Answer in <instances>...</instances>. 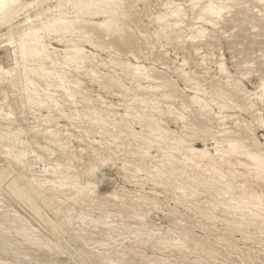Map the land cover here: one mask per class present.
<instances>
[{
  "label": "rangeland",
  "instance_id": "374dc122",
  "mask_svg": "<svg viewBox=\"0 0 264 264\" xmlns=\"http://www.w3.org/2000/svg\"><path fill=\"white\" fill-rule=\"evenodd\" d=\"M121 1L110 28L97 25L101 15L81 16L95 46L41 33L52 57L72 43L89 52L81 68L45 62L68 92L55 77H25L36 59L9 62L0 24V65L16 67L0 80V264H264V171L227 146L237 139L264 153V0H213L226 8L206 19L209 0ZM37 11L16 18L15 38ZM62 11L74 18L71 5ZM190 145L207 147L214 167L186 159ZM74 175L96 188L71 187ZM12 178L41 192L35 202L58 233L7 189ZM250 195L256 208L230 201Z\"/></svg>",
  "mask_w": 264,
  "mask_h": 264
},
{
  "label": "bare ground",
  "instance_id": "6f19581e",
  "mask_svg": "<svg viewBox=\"0 0 264 264\" xmlns=\"http://www.w3.org/2000/svg\"><path fill=\"white\" fill-rule=\"evenodd\" d=\"M51 0H0V24H6L8 29H7V33L9 34V38H8V42H5L6 45L4 46H12V51L10 55V53L8 54V52H6L7 50L4 49V51L2 52L4 56H7L10 61H13V64L18 65V62L21 60L22 63L24 61H27L29 59H36L38 62L36 63V65L34 67H30L27 68V66L24 64L23 66V70L25 73V77L28 74V70L38 76H42L45 77L46 79L48 78H53L55 77V79L62 83H66V81L63 79V77L61 76H57L55 75V72L51 69H47V67H45V62L49 61L50 62V66H52V68L56 65V64H68V65H73L76 68H81L83 67V63L85 61V58L87 57V53H89L85 48L81 47L80 45L76 44V43H72L68 48L63 50V56L62 57H52L51 56V52L49 51V44H46L45 42H43V36L41 35L42 32H62V33H77V36L79 37H84L86 38V41L90 44L93 45V42L90 40L89 36L90 34L87 33V31L84 30V28H82L81 26H77L78 23H80L81 21H84L81 19V16L84 15H101L103 17V19L99 22H97V25L100 27H104V28H110V26H114L115 24V16L117 14L116 9L118 8V6L120 5V2H122L121 0H54L56 2L55 5H52V3L50 2ZM46 3L47 7L46 9L43 8V4ZM190 3V2H189ZM216 2L213 0H209L208 2H206L205 4H203L200 8V18L201 19H206L204 18L205 15H219L222 12V9L226 8L223 5H218L215 4ZM71 5V9H72V13H74V18L72 19H68V17L65 15V13L62 11V8L65 5ZM169 6L171 7L170 9V13L169 16L178 18L179 17V8L176 4H174L173 2L169 3ZM38 9V11L36 12V14L34 15V17L32 18L30 15H26L24 20H23V24H25V26L20 29L19 31H17V36L16 38L14 37L13 33H14V27H16V25H14V22L16 21V18H18L22 13H24L25 11L28 12L29 8H35ZM196 7V6H195ZM56 8L57 13L56 14H52V15H46L45 11L47 10H51ZM256 10V9H255ZM225 11V10H224ZM163 16H157L158 19L162 18ZM219 17V16H218ZM157 19V20H158ZM35 22V23H34ZM208 23H211V20H207ZM179 22H174L173 24L177 26ZM170 25V24H169ZM19 26V24L17 25ZM175 26V27H176ZM200 26V25H199ZM195 27V26H194ZM82 28V29H81ZM257 29V28H256ZM246 30V29H245ZM252 30V29H251ZM201 33V32H200ZM53 34V33H52ZM239 41V40H238ZM14 44V46H13ZM57 48V47H55ZM55 50V49H54ZM202 52V51H201ZM200 52V53H201ZM20 59V60H19ZM3 60V59H2ZM140 61V60H139ZM2 62V61H1ZM128 62V61H127ZM222 63V62H221ZM14 66V67H15ZM126 66L130 69H132V71H134V73H140L142 69H145V67L141 64H134V63H127ZM14 67L11 68H5L2 65H0V80L5 79V77L7 76H12ZM221 67V66H220ZM16 68V67H15ZM49 68V67H48ZM221 70V69H220ZM16 71V70H15ZM144 71V70H143ZM185 73V72H184ZM18 74V73H17ZM184 75V74H183ZM187 75V74H186ZM17 76V75H16ZM149 75H145L144 77L147 78ZM245 78V77H244ZM196 81V80H194ZM27 82L28 85L29 84H33L32 79L27 78ZM192 82V81H191ZM64 83V85H65ZM198 85V84H197ZM22 87V85H20ZM57 86H62L65 92H68V88L66 86L62 85H57ZM196 86V85H195ZM194 86V87H195ZM27 87V86H26ZM201 88H203L202 86H200ZM247 89V88H246ZM25 90V89H24ZM36 91V89H34ZM206 90V89H205ZM6 91V90H5ZM4 91V93H5ZM195 91V90H194ZM209 91V90H208ZM260 96L264 97V80L261 81L260 84ZM3 92V91H2ZM201 92V91H200ZM22 93V92H21ZM2 94V93H1ZM0 94V95H1ZM20 95V94H19ZM187 95V94H186ZM2 96V95H1ZM4 96V95H3ZM2 96V97H3ZM6 96V95H5ZM257 96V95H256ZM196 97V96H194ZM193 97V98H194ZM6 98V97H4ZM22 98V97H21ZM192 99V98H191ZM2 100V99H1ZM16 99H13L12 102H16L14 101ZM4 101V100H3ZM6 101V100H5ZM7 102V101H6ZM152 102V101H151ZM1 103V102H0ZM18 103V102H16ZM15 103V105H17ZM231 103V102H230ZM253 104V103H252ZM184 106V105H183ZM10 106H8L9 109ZM19 107V106H18ZM171 108V107H170ZM16 109V108H14ZM151 109V108H150ZM75 110V109H74ZM154 110V109H152ZM10 111V109H9ZM13 114V111H10ZM77 112V111H76ZM11 114V113H10ZM259 114V113H258ZM9 115V114H8ZM78 115V114H77ZM134 115V114H133ZM7 116V115H6ZM12 116V115H10ZM178 116V115H177ZM182 116V115H181ZM8 117V116H7ZM183 118V117H182ZM78 119V118H77ZM179 119V116H178ZM182 120V119H181ZM21 125V124H20ZM28 129V128H27ZM29 131V130H28ZM49 131V130H48ZM157 131H159L157 129ZM27 132V131H26ZM87 133V132H86ZM28 135V133H27ZM160 136V134H158ZM35 138V137H34ZM39 140V139H38ZM5 141V140H4ZM9 141V140H8ZM182 142V141H181ZM56 143V142H55ZM49 146V145H48ZM227 146L229 147V151H237L239 152L241 155H243L247 160H249V163L251 165V167H253L256 171H264V153L261 152H254L252 150H250L249 148H247L243 142H241L240 140L237 139H231V140H227ZM50 147V146H49ZM4 148V147H3ZM5 149V148H4ZM12 150V148H11ZM56 150V149H55ZM186 150V154H185V158L188 159L189 161L194 162L195 164L197 163H201L202 161L206 162V164H208L210 167H214L213 166V159H212V154L208 151L207 147H203V148H199V147H194L192 145L188 146L185 148ZM216 151H218L219 149H215ZM11 152V151H10ZM263 152V151H262ZM215 153V152H214ZM36 156V153H34ZM25 155V154H24ZM24 157V156H23ZM26 157V156H25ZM24 157V158H25ZM29 157V156H28ZM39 157V156H38ZM27 158V157H26ZM37 158V157H36ZM42 158V157H40ZM171 158V157H170ZM17 159V158H16ZM23 159V158H22ZM34 159V158H33ZM174 159V158H173ZM18 160V159H17ZM21 160V159H20ZM26 160V159H25ZM32 160V159H31ZM37 160H39V158H37ZM240 161V160H239ZM19 162V161H18ZM24 162V161H23ZM21 163V161H20ZM18 163V164H20ZM26 163V161L24 162ZM33 163V162H32ZM92 163V162H91ZM17 164V162H16ZM29 164V163H28ZM34 164V163H33ZM238 164V163H237ZM239 164H243V163H239ZM23 166V163L22 165ZM29 166V165H28ZM27 166V167H28ZM31 166V165H30ZM34 167V165H32ZM38 166V165H36ZM35 166V167H36ZM249 166V165H248ZM76 167V166H75ZM87 167V166H86ZM96 167V166H95ZM107 167V166H106ZM25 168V166H24ZM89 168V167H88ZM99 168V167H98ZM105 168V166L103 167ZM79 169H83V168H79ZM91 172H92V168ZM89 169V170H90ZM154 169V168H153ZM88 170V171H89ZM94 170V169H93ZM97 171V170H96ZM100 171V169L98 170V172ZM90 174H93L91 173ZM212 172V171H211ZM15 173V172H14ZM46 173V172H45ZM78 173V172H77ZM54 174V173H53ZM52 174V175H53ZM84 175V173H82ZM0 175L4 176L5 173L0 171ZM86 172H85V176H86ZM100 175V174H99ZM102 175V174H101ZM245 175V174H244ZM84 176V177H85ZM94 176V175H93ZM97 176V175H96ZM91 176H89L90 178ZM104 176H101V178ZM178 177V176H176ZM100 178V179H101ZM39 179V178H38ZM78 178H76V176H72V179L70 181V185L71 187L76 186L79 188V191L83 190V189H87L89 187L92 186V188H96V184H92V183H85L84 185H81L83 183L80 184V182L77 180ZM80 179V178H79ZM82 179V178H81ZM87 179V178H86ZM85 179V180H86ZM158 179V178H157ZM223 179V178H222ZM34 180V179H33ZM32 183H35L33 182ZM106 180V179H105ZM31 181V180H30ZM39 181V180H38ZM59 181V180H57ZM64 181V180H62ZM61 181V182H62ZM221 181V180H220ZM48 182V181H46ZM29 183V182H28ZM20 184L18 182V179L12 178L9 179L7 181V189H9V191L14 194L19 200H21L25 205H27L33 212L35 213L37 216L40 217L41 220H43V222L45 224H47L50 228L51 231H54V233H58L60 230L59 228V223L53 222L52 220H50V218H46L47 215H43L40 212L39 206L36 204L34 197H37L40 199V201H45L43 195L41 194L40 191L36 190L35 188H33L32 186H29V184ZM39 183V182H38ZM201 183V182H200ZM203 183V182H202ZM219 183V182H218ZM225 183V182H224ZM42 184V183H41ZM43 184H45L43 182ZM50 184V183H49ZM60 184V181H59ZM220 184V183H219ZM222 184V183H221ZM47 185V184H46ZM54 185V183H53ZM58 185V184H57ZM56 185V186H57ZM63 186V184H61ZM78 185V186H77ZM101 185H104V183H101ZM40 186V185H39ZM55 186V185H54ZM53 186V187H54ZM55 186V187H56ZM69 186V185H68ZM43 187V186H42ZM60 187V186H59ZM64 187V186H63ZM67 187V186H66ZM6 188V187H5ZM47 188V187H46ZM65 188V187H64ZM70 188V186H69ZM228 189V188H227ZM47 190V189H46ZM199 190V189H198ZM201 190V189H200ZM238 190V189H236ZM84 191V190H83ZM82 191V192H83ZM2 192V189H1ZM4 193V192H3ZM100 193V192H99ZM102 193V192H101ZM224 193V192H223ZM114 195V190H112L111 192H105L104 196H113ZM102 196V195H101ZM220 196V195H219ZM225 196V195H224ZM248 197H244V196H240V197H231L230 201L232 200L234 202V200L236 199V201L234 202L235 204H240L242 203L245 198L246 199H250L251 201H248L252 206H258V199H260L259 197H254V196H249ZM264 197V196H263ZM72 199V198H71ZM70 199V200H71ZM185 199V198H184ZM223 199V198H222ZM69 201V200H68ZM206 201V200H205ZM204 201V202H205ZM21 203V204H23ZM212 203V202H211ZM232 203V202H231ZM260 206V205H259ZM51 207V206H50ZM249 207V206H248ZM250 207V208H251ZM263 207V206H262ZM140 208V207H139ZM253 208V207H252ZM13 209V208H12ZM47 209V208H46ZM225 209V208H224ZM232 209V208H231ZM42 210V209H41ZM55 211V210H53ZM224 212V211H223ZM45 213V212H43ZM58 213V212H57ZM246 213V212H245ZM251 213V212H250ZM249 213V214H250ZM34 214V215H35ZM59 214V213H58ZM17 215V213H16ZM19 215V214H18ZM36 216V217H37ZM234 216V215H233ZM22 217V216H21ZM25 219V218H24ZM22 221V220H21ZM253 222V221H252ZM37 223V222H36ZM43 223V224H44ZM38 224V223H37ZM40 225V224H39ZM150 226V225H149ZM162 228V226H160ZM154 228V227H153ZM160 228V229H161ZM216 228V227H215ZM151 229V228H150ZM158 229V228H157ZM44 230V229H43ZM259 230V229H258ZM160 231V230H159ZM48 233V232H47ZM76 233V232H75ZM143 233V232H142ZM61 234V233H60ZM62 235V234H61ZM137 235V234H136ZM59 236V234H58ZM154 236V235H153ZM14 239V238H13ZM62 239V238H61ZM3 241V240H2ZM60 241V240H58ZM80 242V241H79ZM23 243V241H22ZM59 243V242H58ZM120 243V242H119ZM9 244V243H8ZM84 245V244H83ZM64 246V245H63ZM120 246V245H119ZM66 248V246H64ZM81 247V246H80ZM2 248V246H1ZM3 249V248H2ZM5 249V248H4ZM62 249V247H61ZM67 250V249H65ZM89 250V249H88ZM85 251V250H84ZM96 251V250H95ZM6 252V251H5ZM89 252V251H88ZM101 252V251H100ZM90 253V252H89ZM105 253V252H104ZM123 254V253H122ZM64 255V254H63ZM62 255V256H63ZM29 256V255H28ZM61 256V255H60ZM65 256V255H64ZM152 256V255H151ZM30 257V256H29ZM86 257V256H85ZM98 257V256H97ZM21 258L20 256H17V258L15 257V259H19ZM24 258V257H23ZM95 258V256H94ZM96 259V258H95ZM94 259V260H95ZM21 259L18 260V262L16 264H19V261ZM23 260V259H22ZM107 260V259H105ZM117 260V259H116ZM76 261V260H75ZM111 261V260H110ZM16 262V260H15ZM109 262V261H108ZM110 263V262H109ZM108 263V264H109ZM22 264V263H21ZM113 264V263H111ZM175 264V263H174Z\"/></svg>",
  "mask_w": 264,
  "mask_h": 264
}]
</instances>
